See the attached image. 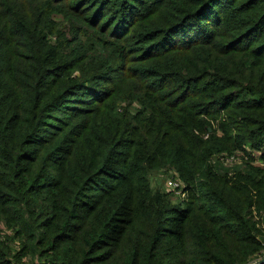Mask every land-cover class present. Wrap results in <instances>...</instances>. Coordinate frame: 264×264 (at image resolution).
I'll use <instances>...</instances> for the list:
<instances>
[{"label":"trees","instance_id":"trees-1","mask_svg":"<svg viewBox=\"0 0 264 264\" xmlns=\"http://www.w3.org/2000/svg\"><path fill=\"white\" fill-rule=\"evenodd\" d=\"M262 257L264 0H0V264Z\"/></svg>","mask_w":264,"mask_h":264},{"label":"rangeland","instance_id":"rangeland-1","mask_svg":"<svg viewBox=\"0 0 264 264\" xmlns=\"http://www.w3.org/2000/svg\"><path fill=\"white\" fill-rule=\"evenodd\" d=\"M148 177L150 180V187L153 190H159L161 192L168 191L169 185L167 180L170 178L168 174H164L161 170L152 169L149 170ZM182 198V197H181ZM175 200L174 198L172 199Z\"/></svg>","mask_w":264,"mask_h":264},{"label":"built area","instance_id":"built-area-1","mask_svg":"<svg viewBox=\"0 0 264 264\" xmlns=\"http://www.w3.org/2000/svg\"><path fill=\"white\" fill-rule=\"evenodd\" d=\"M167 184L170 186L169 189L173 190L176 195H179L180 197H184V191L182 190V184L179 180L169 178L167 180Z\"/></svg>","mask_w":264,"mask_h":264},{"label":"water","instance_id":"water-1","mask_svg":"<svg viewBox=\"0 0 264 264\" xmlns=\"http://www.w3.org/2000/svg\"><path fill=\"white\" fill-rule=\"evenodd\" d=\"M264 262V257H262V259H259L258 262L252 263V264H260Z\"/></svg>","mask_w":264,"mask_h":264}]
</instances>
